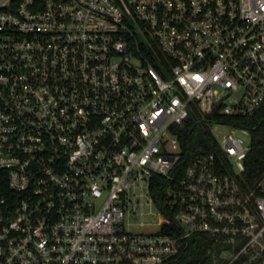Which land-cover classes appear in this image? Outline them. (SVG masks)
Instances as JSON below:
<instances>
[{"label":"built area","instance_id":"built-area-1","mask_svg":"<svg viewBox=\"0 0 264 264\" xmlns=\"http://www.w3.org/2000/svg\"><path fill=\"white\" fill-rule=\"evenodd\" d=\"M262 101L264 0H0V264H161L197 232L212 264H264L249 129L207 122L224 158L177 136Z\"/></svg>","mask_w":264,"mask_h":264},{"label":"trees","instance_id":"trees-1","mask_svg":"<svg viewBox=\"0 0 264 264\" xmlns=\"http://www.w3.org/2000/svg\"><path fill=\"white\" fill-rule=\"evenodd\" d=\"M224 121L245 126L250 132V148L244 158L245 168L239 175V183L243 189L254 187L262 175H264V101L252 113L227 117L217 113L207 114L204 118L191 117L177 130V136L184 154L192 155L198 145L202 151H214L218 157L224 158V154L216 143L210 131L209 123ZM187 162H184L186 164ZM158 178V177H157ZM164 231L167 229L164 228ZM211 239L203 233L197 232L190 236L189 242L176 257L161 264H212L211 254L208 252ZM120 264H131L124 260Z\"/></svg>","mask_w":264,"mask_h":264},{"label":"rangeland","instance_id":"rangeland-1","mask_svg":"<svg viewBox=\"0 0 264 264\" xmlns=\"http://www.w3.org/2000/svg\"><path fill=\"white\" fill-rule=\"evenodd\" d=\"M212 129L220 131L221 133L228 132L230 127L228 126H214ZM247 139L246 136H244ZM138 204L135 206L137 213L131 216L132 223L129 225V229L137 232H150L155 229L153 221L157 218V207L153 201H150L149 197H139ZM142 202V203H141ZM142 212V214H141ZM143 219L144 224H139V221Z\"/></svg>","mask_w":264,"mask_h":264}]
</instances>
